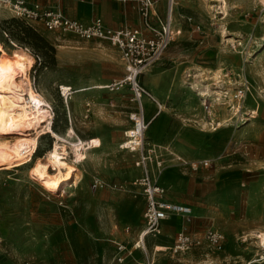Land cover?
Instances as JSON below:
<instances>
[{"label":"rangeland","instance_id":"obj_1","mask_svg":"<svg viewBox=\"0 0 264 264\" xmlns=\"http://www.w3.org/2000/svg\"><path fill=\"white\" fill-rule=\"evenodd\" d=\"M224 1H227L228 14L224 21L221 20L223 14H219V3H210L209 0L179 1L178 8L190 16L193 22L185 26L182 35L154 65L160 73H152V76L161 78L158 79L160 96L167 83L179 86V98L172 105L171 112L173 114L184 109L190 113L191 121L200 128L198 132L180 128V134L185 139L201 140L209 149L216 147L218 142L220 144L223 135H232L229 128L210 134L208 131L213 127L209 124L227 118L230 119L227 124L233 128L236 111L235 108L231 109L235 106L232 95L245 82L249 91L241 103L240 114H254L257 111L255 118L250 121L247 120L249 117H244L245 125L249 124L250 128L238 136L245 141L244 147L247 149L242 152L240 146L236 149L232 144L222 153V157H240L245 160L246 166L228 176L223 174L224 169L216 171V164L203 158L202 161L211 164L209 168L203 172H191L187 171L185 164L194 161L179 159L160 146L148 145V139L144 143L148 148L152 147L163 162L164 167L156 178L159 183L165 181L168 167L190 176L184 190L170 193L180 204L192 207L193 218L188 223V230L199 237L206 229L219 230L225 238L224 250L228 242L235 247L232 264H264L263 251L258 247L257 239L252 237L264 231V219L257 227H247V224H252V220L256 221L255 217L262 215L260 211H264V205L256 206L255 203H264V95L260 94L264 93V79L259 75L260 72L264 74V38L262 35L233 36L226 27L232 6L228 0ZM249 1V13L264 25V6L259 0ZM213 5L216 7L209 9ZM0 13V59L7 61L11 69L27 74L34 93L49 101V128L52 132L64 137L67 130L73 129L82 140L97 138L102 143L100 149L90 153L83 165L71 163L74 167L72 177L58 192L43 189L27 176L31 164L8 171L0 170V264H104L99 252L110 247V244L104 234L106 232L101 228L100 232L97 230L100 225L109 230L112 219L109 213L103 212L104 206L116 205L128 193L132 200L133 189L142 193L133 184V161L136 155L119 149L124 131L132 127L129 111L135 104L128 100L129 90L111 93L96 88L108 83L98 82L102 75L108 76L109 80L121 78L122 67L119 69L117 64L101 65L92 57L80 67L74 64V67L67 69L60 62L59 43L55 46L46 42L33 32L28 22L23 23L22 26L26 27L23 32L14 29L13 13L8 8L0 6ZM4 14L7 16H2ZM4 23H7L8 29L10 26L7 37L2 33L1 25ZM196 26L199 27L197 31L194 30ZM223 33L226 35L225 42ZM216 73H220L219 79H215ZM146 83L149 85L148 81ZM206 85L213 99H217L215 92L223 93L221 99L224 106L213 109L209 98L206 106L201 105L203 99L198 96V91L207 89ZM60 86L71 88L68 100L60 95ZM161 122L163 124L165 120ZM172 127L176 134L178 126ZM156 128L158 125L148 129L145 138L155 133ZM258 128L261 134L256 136ZM29 135H34V131H30ZM55 142L52 133L42 135L31 161L37 156H44ZM67 159L73 162V155ZM149 169L154 175L152 164ZM95 179L116 186V189H94L92 184ZM180 185L177 184V187ZM134 196L133 200H137L136 194ZM142 216V211L140 214L136 212L133 225L144 224ZM166 232L169 235L145 241L150 256L153 245L166 248L173 245L175 232ZM92 237L96 239L89 241ZM80 239L90 242L98 250L82 247L85 249L82 251ZM212 251L216 252L214 249ZM162 253L169 256L168 251L157 254ZM157 254H152L153 262ZM145 260L144 256L142 264Z\"/></svg>","mask_w":264,"mask_h":264},{"label":"crops","instance_id":"obj_2","mask_svg":"<svg viewBox=\"0 0 264 264\" xmlns=\"http://www.w3.org/2000/svg\"><path fill=\"white\" fill-rule=\"evenodd\" d=\"M31 1L46 7H59L60 9H62L63 13L68 18L79 21L83 25H89L92 23L93 20L100 18L106 27L113 30H119L124 28H128V29L141 28V19L135 8V4L123 3L121 2V0H31ZM228 2L231 4L232 7L229 9V16L226 19V27L229 28V30L232 32L231 34L236 37L239 36L243 37L247 35H250L251 37H255L258 35L259 37L260 35H262L264 38V25H262L259 20H255L254 16H251V14L249 13L251 10V6L249 4L250 1L228 0ZM178 5L174 9V16L178 17V15H183L191 19V22L189 23L181 22L180 24V28L182 30L180 34L181 36L182 33L185 31L184 30L185 26L187 24L188 25L192 24L193 20L190 16L181 12L180 9L178 8ZM223 5L224 4L221 3L219 7H223ZM156 12L160 17L165 16V12H166L165 0H160V2L157 4ZM219 13H222V10ZM227 15L225 16L223 14L224 17H221V20L224 21ZM2 16H7V15L4 14ZM28 26H30L33 32L38 34V36L44 38L46 42L48 41L55 46L57 45V43H59L57 47L59 48L58 52H60L59 53L60 62L61 65L63 67H66L67 69L74 67V64L80 67V64L86 63L92 57L95 60H97L101 65L108 66L109 64L112 65L117 64V67H119V69H121L122 67V63L120 61L118 52L116 51V49L111 47L107 42L85 41L77 37V35L71 33L49 32L45 30V28L40 23L33 21H29ZM194 30L195 31L199 30V27L196 26ZM180 36H178L177 38H179ZM262 40L264 41V39ZM156 72L160 73L157 70H155L153 66L147 72H145V74H143L139 79L142 86H144L148 91H150V94L154 100L151 101L148 98L142 99L144 120L148 122L149 125V127L147 126V131L145 132V134L148 132V129L154 128L156 127V125H158V128H156L155 133H153L152 135L148 134V145L160 146L161 148L167 150L170 153V155L175 156L179 159L186 158L190 161H202L203 158H207V160L214 162L216 164L215 165L216 171L219 170L221 172L222 169H224L223 174L228 176H232L234 173L238 172L237 170L240 169L242 166L243 167L246 166L245 160L241 159L240 157L237 156L233 157L231 155L222 157V153L226 151L229 148V146L232 144L234 147H237L236 149H239L240 146L243 149L242 152L247 149L246 147H244L245 141L240 140L239 139L240 137L238 136H240V134L242 133L244 134L248 132L250 128L249 124L245 125L244 122L242 125L235 127L234 126L235 124L233 123L234 124L233 128H231L230 125L228 124L227 130L228 128L231 129L230 131L232 132V135L230 137L228 135H223L221 137L220 144L218 142L216 147H213L211 149L206 148L204 143L201 142V140L199 141L197 138L195 139L193 138V141L189 139H185L180 134V128H182V130H187V131L191 130L195 132H198L200 128L197 127V124L191 121L192 119L191 117H189L190 113L185 111L184 109L183 111L180 110L179 112L172 114L171 107H173L172 105L176 104V101L179 98V93H180L179 86H174L172 83H167L166 88L163 90L160 96V94L158 93L159 91L158 79L161 78L159 76H152L153 75L152 73H156ZM161 74L164 75L163 73ZM166 75H168V73H166ZM122 77H123V67H122L121 78ZM121 78H114L112 80H109L108 76L102 75L99 78L98 82L100 83L108 82V83L99 86H103L104 88L113 81L119 80ZM146 81L149 82L150 87L146 83ZM91 83H97V81H92ZM127 89L128 88L125 87L119 90L118 92H114V93L125 92L129 90ZM131 97L132 96L129 90L128 100L130 102H131ZM161 104H163L164 108H162ZM134 109H135V105H133V108L131 109V111H129V113L134 111ZM256 112L254 113V117L251 119L255 118ZM251 119H249V121ZM162 120L163 121L165 120L166 123L164 122L165 124L164 123L161 124ZM174 125H177L179 128L176 134L173 132L172 129L173 128L172 126ZM220 129H218L217 127L214 130L217 131ZM214 130L209 129L208 132L210 134H213L215 132ZM257 131L255 132V135L259 136V134H261V130L258 128ZM194 134H199V133H194ZM224 134H226V132ZM134 155L136 156L133 161V164L138 157L136 153H134ZM152 169L154 171V175L152 174V176H155L157 170L154 167V165H152ZM205 169L207 168H200L197 172L199 171L203 172V170ZM166 170L168 175L165 178V181L160 183L158 181L157 182L160 186H162L166 190L167 202L190 208L191 210L190 222H191V219L193 218L192 207L188 205L186 206L180 204V202L176 198H174V196L170 195L171 192L178 193L184 190L189 182L190 176L188 174H184L185 172H182L181 170L178 169L175 170V169H170V167H168L166 168ZM189 170L190 168L187 169V171ZM133 171H134L133 173L134 181L142 177V170L140 168L133 166ZM205 176H207V174ZM179 183L181 185L177 187V184ZM136 187L140 189L142 192L141 187L139 186ZM131 192H132L131 194L133 193L134 195L136 194L137 200H133V198H135L134 195L132 200H130L129 199L130 196L128 193L126 195H123L125 199L123 198L124 200L117 202L116 205L104 206L103 212L109 213L112 216L109 230L104 229L100 224H99L100 225L99 229L98 230L96 229L97 232H100V228L103 230V232H106L104 234L107 235L108 242L110 244V247L109 246L105 247L103 248L102 251L99 252V255L103 256L104 264H142L143 257L145 256L143 253L144 251H142L141 249H134L132 246L134 241L137 239L138 235L141 234V231L144 228V224L133 225V218L136 212L140 214L142 211V215H143L146 204L145 202L146 197H144L143 192L140 193L137 189L136 190L133 189L131 190ZM255 203L256 206L264 205V203H258V202ZM260 213L262 215L255 217L256 221L252 220L251 221L252 224H247L248 228L252 226L257 227L260 224L262 218L264 219V215H263L264 211H260ZM183 228H185V230L189 234L196 236V234H193L191 230H188V223L184 220L182 216L174 217L173 215L168 220L163 221L162 235L159 237L169 235L167 234L166 230L174 231L175 234L177 235V233L180 232ZM207 230L208 229H206V231ZM217 231L220 232L219 230ZM94 239L96 238L92 237V239H89V241ZM152 239L155 238L148 237L145 239V241ZM224 243H225V238L222 245V249L220 251L215 250L216 252H213L212 251L213 248L208 246L207 244H202L201 246H199V248L195 247L190 251L181 255L171 256L168 253L169 256H167L164 255L163 253L162 254L156 253L157 256L154 255L153 258L155 264H225V263L232 264L231 259H233V256H235L236 254V250L234 249L235 247L231 242H228L226 243L224 250ZM118 245L124 247V250H119ZM79 247L82 251L85 250L87 247H90L94 251L98 250V248L93 246L90 242L88 243L86 242V240H82V239L79 240ZM82 247H85V249ZM154 247L166 248V246L163 245H153L151 252L152 254L153 253L155 254V252L153 251ZM147 255L148 257L151 258V256L148 254V250H147ZM118 259H121V261H118ZM234 264H237V262H234Z\"/></svg>","mask_w":264,"mask_h":264},{"label":"built area","instance_id":"obj_3","mask_svg":"<svg viewBox=\"0 0 264 264\" xmlns=\"http://www.w3.org/2000/svg\"><path fill=\"white\" fill-rule=\"evenodd\" d=\"M166 12L164 17H160L156 12L157 4L160 0H121L123 3H133L141 19V28L137 29H119L113 30L106 27L103 21L98 18L89 25H83L79 21L68 18L59 7L42 6L31 0H0V6L8 8L13 13L15 21L27 23L33 21L40 23L45 30L57 33H71L77 35L85 41H103L116 49L119 54L123 67V77L113 81L104 87L111 93L118 92L123 88H128L131 93V102L135 104L134 111L129 113V120L132 123L131 129L124 132V139L119 144V149L136 153L138 155L134 166L142 170V177L136 179L133 184L142 188L145 198V209L143 212L144 228L141 231V245L138 247L144 251L146 257L143 264H154L148 257L145 248V239L157 238L162 235V223L173 215H180L189 223L191 210L188 207L176 205L167 202L166 190L158 184L157 175L163 168V162L156 156L155 150L148 148L139 131H145L148 122L144 120L142 99L148 98L151 101L153 97L142 84L140 77L145 74L147 68L153 67L158 63L170 45L181 34V22H191V19L183 15L174 16V9L179 4V0H165ZM2 33L5 37L10 31V26L1 25ZM59 93L62 97L70 93L71 88L59 87ZM248 86L244 82L240 87L234 90L232 101L235 102V127L244 123V117L247 120L254 117L252 113L240 114L241 103L248 92ZM264 95V93H262ZM240 108V109H239ZM212 128V127H211ZM139 130V131H138ZM152 164L157 170L155 176H152L149 165ZM211 164L208 161H197L192 163L189 168L192 172H197L200 168H209ZM93 188L116 189V186L106 184L100 179L93 180ZM224 242V236L215 229L209 228L202 236L189 234L183 228L174 238L173 245L168 248L154 247L155 253L168 251L171 256L184 254L191 249L207 244L214 250L220 251ZM119 250L124 247L118 245ZM263 254L264 250L262 249ZM264 258V256H262ZM121 261V259H118Z\"/></svg>","mask_w":264,"mask_h":264},{"label":"bare ground","instance_id":"obj_4","mask_svg":"<svg viewBox=\"0 0 264 264\" xmlns=\"http://www.w3.org/2000/svg\"><path fill=\"white\" fill-rule=\"evenodd\" d=\"M210 2L223 3V7H219L222 13L219 14L227 15L224 0H210ZM259 3L264 6V0H259ZM215 7L210 6L209 9L213 10ZM225 37L226 35L223 34L224 42L226 41ZM149 69L147 68L145 72ZM215 75V79H219L220 73ZM259 75L264 79L263 72H260ZM62 87L67 89V87ZM96 88L104 89L101 86H96ZM206 88L204 91L195 90L199 92L198 96L203 99L201 105L206 106L209 98L213 109L216 106H224L221 99L223 93L215 92L217 99H213L207 85ZM260 94L262 93L260 92ZM69 95L70 93H67L64 97L68 100ZM50 108L51 105L44 96L34 93L27 74L11 69L7 61L0 59V170L8 171L31 164L27 176L36 181L43 189L58 192L64 185H67L68 179L72 177L74 167L71 163L83 165L90 153L100 149L102 143L97 138L82 140L75 135L73 129L67 130L64 137L54 134L49 128ZM162 108L164 107L162 106ZM209 114L212 113L209 112ZM229 120L223 118L220 122L213 125L210 122L209 125L213 127L211 130L217 127L218 129L223 127L220 130H227ZM30 131H34V135H29ZM146 131L147 127L145 131H139L144 140L148 139L145 138ZM46 133H52L56 142L44 156H37L32 162L31 156L37 149L41 136ZM69 155H73V162L67 159ZM194 162L185 164V167L189 168ZM252 237L257 239L258 247L264 250V231L258 232ZM141 241V235H138L133 244L135 249H139Z\"/></svg>","mask_w":264,"mask_h":264},{"label":"trees","instance_id":"obj_5","mask_svg":"<svg viewBox=\"0 0 264 264\" xmlns=\"http://www.w3.org/2000/svg\"><path fill=\"white\" fill-rule=\"evenodd\" d=\"M12 22H13V25H14V27H13L14 29L17 28V29H19V30L22 31V32L26 29L25 26H22V25H23L22 22L15 21V20H12ZM5 24H7V23H4V25H5Z\"/></svg>","mask_w":264,"mask_h":264}]
</instances>
